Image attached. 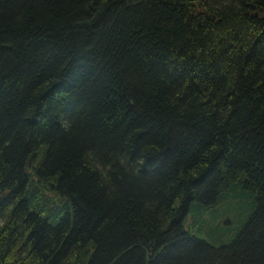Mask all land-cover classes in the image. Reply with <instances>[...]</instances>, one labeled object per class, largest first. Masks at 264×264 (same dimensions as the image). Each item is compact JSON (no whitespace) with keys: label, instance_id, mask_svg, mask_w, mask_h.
<instances>
[{"label":"trees","instance_id":"1","mask_svg":"<svg viewBox=\"0 0 264 264\" xmlns=\"http://www.w3.org/2000/svg\"><path fill=\"white\" fill-rule=\"evenodd\" d=\"M0 264H264V0H0Z\"/></svg>","mask_w":264,"mask_h":264},{"label":"rangeland","instance_id":"2","mask_svg":"<svg viewBox=\"0 0 264 264\" xmlns=\"http://www.w3.org/2000/svg\"><path fill=\"white\" fill-rule=\"evenodd\" d=\"M241 202H243V204L240 205V207L236 211H234L233 209L229 211L227 208L221 209L220 213L218 214L219 215L218 218L220 220H223L224 228L221 230V232H219L220 237H221V233L227 230H230L232 234H236L242 229V227L246 223L249 215L252 213L254 209V205H252L248 200L239 201V204ZM228 205L233 206L234 204L231 202L228 203ZM190 230L192 233L197 234L195 229H190ZM203 237L210 243L212 242V240L208 236H203ZM220 237L218 238V241L222 240Z\"/></svg>","mask_w":264,"mask_h":264}]
</instances>
